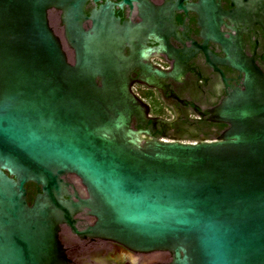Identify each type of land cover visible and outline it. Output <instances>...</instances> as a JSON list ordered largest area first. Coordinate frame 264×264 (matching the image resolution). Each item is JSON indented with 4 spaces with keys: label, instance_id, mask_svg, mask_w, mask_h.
<instances>
[{
    "label": "water",
    "instance_id": "water-1",
    "mask_svg": "<svg viewBox=\"0 0 264 264\" xmlns=\"http://www.w3.org/2000/svg\"><path fill=\"white\" fill-rule=\"evenodd\" d=\"M86 1L0 0V264H67L63 225L167 253L158 264H264V73L239 42L223 63L243 73L242 89L211 111L227 125L218 139L143 140L129 74L148 50L124 55L135 27L106 6L85 29ZM28 183L40 189L31 203ZM84 211L95 222L78 231Z\"/></svg>",
    "mask_w": 264,
    "mask_h": 264
},
{
    "label": "flooded vegetation",
    "instance_id": "flooded-vegetation-1",
    "mask_svg": "<svg viewBox=\"0 0 264 264\" xmlns=\"http://www.w3.org/2000/svg\"><path fill=\"white\" fill-rule=\"evenodd\" d=\"M106 6L120 25L135 27L133 39L123 53L146 51L129 77L135 96L146 107L145 122L132 119V127L143 131V140L163 142L213 141L227 125L210 120L229 92L242 89L243 73L223 63L241 44L243 56L253 60L264 73V0H87L83 27ZM49 24L62 42L61 13L50 11ZM225 40V42H224ZM132 49V50H131ZM69 58L72 53L67 52ZM240 65V61H234ZM150 83V84H149ZM80 198L86 190L80 181L68 177ZM26 184L27 198L34 190ZM83 231L95 219L86 211L75 216ZM59 239L67 264H158L169 257L142 254L108 240L83 238L61 226Z\"/></svg>",
    "mask_w": 264,
    "mask_h": 264
},
{
    "label": "trees",
    "instance_id": "trees-1",
    "mask_svg": "<svg viewBox=\"0 0 264 264\" xmlns=\"http://www.w3.org/2000/svg\"><path fill=\"white\" fill-rule=\"evenodd\" d=\"M26 186H27V185H26ZM29 186H30L29 190H31V189L34 190L35 185L30 184ZM34 194H35V193H34ZM34 194H33V193H30V194H29V196H28V198H27V201H28L29 203H31L32 199L34 198Z\"/></svg>",
    "mask_w": 264,
    "mask_h": 264
},
{
    "label": "rangeland",
    "instance_id": "rangeland-1",
    "mask_svg": "<svg viewBox=\"0 0 264 264\" xmlns=\"http://www.w3.org/2000/svg\"><path fill=\"white\" fill-rule=\"evenodd\" d=\"M160 254H163L164 256L169 257L167 253H160Z\"/></svg>",
    "mask_w": 264,
    "mask_h": 264
}]
</instances>
